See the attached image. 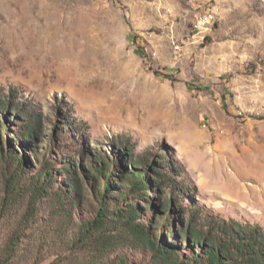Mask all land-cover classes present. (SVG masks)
I'll use <instances>...</instances> for the list:
<instances>
[{
    "label": "rangeland",
    "instance_id": "obj_1",
    "mask_svg": "<svg viewBox=\"0 0 264 264\" xmlns=\"http://www.w3.org/2000/svg\"><path fill=\"white\" fill-rule=\"evenodd\" d=\"M132 207L174 250L166 217L264 229V0H0V264H170Z\"/></svg>",
    "mask_w": 264,
    "mask_h": 264
},
{
    "label": "trees",
    "instance_id": "obj_2",
    "mask_svg": "<svg viewBox=\"0 0 264 264\" xmlns=\"http://www.w3.org/2000/svg\"><path fill=\"white\" fill-rule=\"evenodd\" d=\"M142 52L143 49L139 48ZM146 61L147 55L143 54ZM157 76H163L171 81L176 78L171 73L162 74L154 70ZM189 89H207V86L186 82ZM224 108L227 109L223 98ZM31 131V130H29ZM27 131L25 136L32 137V132ZM50 179L51 174L46 173ZM149 178L145 174H137L136 180L131 182L130 192L138 191L140 187L146 186ZM110 190L109 182H106L105 191ZM169 205H176L177 198H171ZM172 213L176 208H171ZM133 207L125 214L123 209L117 211L119 216L126 219L129 232L132 235L143 236V241L149 247L158 261L170 264H264V229L260 225L242 224L237 220L209 221L207 226L200 227L198 222L191 218L180 224V229L175 228L173 219L167 217L162 222V232L171 229V234L180 241L179 249L174 250L170 244L156 241L148 235L143 224L136 223ZM105 204L100 203L99 214L95 221L88 224V231H99L106 223ZM166 235V234H165ZM168 235V234H167ZM167 238V236H165ZM183 238L186 247L191 250L192 256H182L180 250L183 248ZM185 255V254H184ZM174 258V259H172ZM172 259V260H171Z\"/></svg>",
    "mask_w": 264,
    "mask_h": 264
},
{
    "label": "bare ground",
    "instance_id": "obj_3",
    "mask_svg": "<svg viewBox=\"0 0 264 264\" xmlns=\"http://www.w3.org/2000/svg\"><path fill=\"white\" fill-rule=\"evenodd\" d=\"M215 13H216L217 18L219 20V9L216 6H215ZM201 16H203L204 18H212L213 17L212 7H207L197 17H201ZM196 23H197V18L192 24V28L195 27V30L191 31V33L194 36L200 35V34L204 33L206 30H208V29H210V28H212L214 26L213 25V19H203L202 23H199L198 25H196Z\"/></svg>",
    "mask_w": 264,
    "mask_h": 264
},
{
    "label": "built area",
    "instance_id": "obj_4",
    "mask_svg": "<svg viewBox=\"0 0 264 264\" xmlns=\"http://www.w3.org/2000/svg\"><path fill=\"white\" fill-rule=\"evenodd\" d=\"M212 10H213V17L212 18H204L203 16L197 17V23H196V25H198L199 23H202V20L203 19H213V25H215V23L218 21L217 15L215 13V6H212ZM192 30H195V27L192 28L191 31Z\"/></svg>",
    "mask_w": 264,
    "mask_h": 264
}]
</instances>
